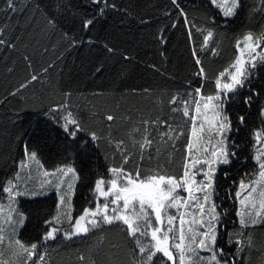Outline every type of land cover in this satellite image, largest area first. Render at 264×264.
Masks as SVG:
<instances>
[{"label": "snow or ice", "instance_id": "6c2138e0", "mask_svg": "<svg viewBox=\"0 0 264 264\" xmlns=\"http://www.w3.org/2000/svg\"><path fill=\"white\" fill-rule=\"evenodd\" d=\"M191 3L200 19L183 0H0V50L23 65L18 74L0 56L11 78L0 98V264H53L50 242L73 240L90 241L77 264H264V23L247 26L219 63L236 21H264V0ZM136 24L153 29L155 85L81 104L72 82L49 78L66 55L98 46L106 59L92 75L118 56L127 78L123 64L138 61L112 38ZM177 31L189 58L170 70ZM50 53L36 72L35 58ZM40 198L52 200L43 230L24 241L23 205Z\"/></svg>", "mask_w": 264, "mask_h": 264}, {"label": "trees", "instance_id": "16d2710c", "mask_svg": "<svg viewBox=\"0 0 264 264\" xmlns=\"http://www.w3.org/2000/svg\"><path fill=\"white\" fill-rule=\"evenodd\" d=\"M200 0H196L197 5ZM251 2V0H249ZM144 7H147L149 3L167 4L169 0H141ZM183 5L187 6L190 10V18L193 16L197 19L202 17V12H192L191 0H183ZM158 12H153L152 15H158ZM260 21V17L250 19L247 16L241 17L231 27L234 31L229 32L228 38L224 40L222 47L226 50L224 57L219 61L223 64L227 61L229 54L233 50L235 38L240 37V34L246 30V27L251 25L255 26ZM15 24V21H13ZM23 23V19H21ZM153 31L152 28L144 29L138 24L130 26L123 32L117 31L116 35L112 38L114 43L120 45V51H127L133 55L138 61L137 64H123V68L127 71V78L118 75L122 67L119 57H115L111 60H107V70L100 77L92 75L93 66L102 63L106 59V53L103 52L101 47L83 48L80 51H73L71 54L66 55L62 62H59L57 67L50 71L49 78L53 81L72 82L73 87L79 88V93L74 96V101L81 104L91 101L96 104H112L113 96H119L117 90H128L132 87H137L143 84L155 85L160 81L158 76H155L150 69L146 67L147 64L160 62L158 53L155 52L154 46L148 41L151 39L149 33ZM19 34V33H17ZM171 44L169 46V58L171 64L168 65L170 70H174V66L183 67L189 58V44L186 41V33L183 31H177L174 34L170 33ZM25 36V40H27ZM200 37H195L196 46H199ZM103 38L97 41V44H102ZM21 51L23 47L21 46ZM58 53H50L48 57L41 58L37 56L35 58L34 70L36 72H42L43 68L47 66V63L55 59V55ZM0 56L4 57L9 64L13 60L17 63L18 74H23V65L20 62L19 53H3L0 50ZM219 66V65H217ZM29 71H32L31 69ZM6 77V69L4 67V61L0 60V98L5 94V87L8 80ZM93 92H103L101 97H93ZM239 103V100L236 101ZM5 111L0 109V114ZM7 147V142L0 135V150H4ZM46 167H51L53 160L46 158ZM87 189L78 188L74 203L77 210L84 206H87L84 200V195ZM52 204V200L48 198H40L37 202L27 201L24 203L23 208L30 216V223L26 224L25 228L20 230L21 238L24 241L32 240L43 230L42 219L45 213L49 210ZM52 244L51 259L53 264H77L76 254L78 251H82L86 248L90 241L81 242L79 240H73L71 242L58 241L50 242Z\"/></svg>", "mask_w": 264, "mask_h": 264}]
</instances>
